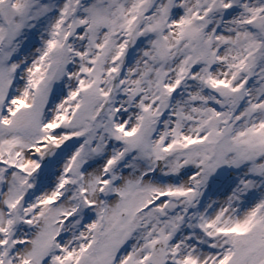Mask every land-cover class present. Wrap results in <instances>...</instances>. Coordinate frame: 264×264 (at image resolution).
<instances>
[{
	"label": "snow or ice",
	"instance_id": "snow-or-ice-1",
	"mask_svg": "<svg viewBox=\"0 0 264 264\" xmlns=\"http://www.w3.org/2000/svg\"><path fill=\"white\" fill-rule=\"evenodd\" d=\"M0 264H264V0H0Z\"/></svg>",
	"mask_w": 264,
	"mask_h": 264
}]
</instances>
